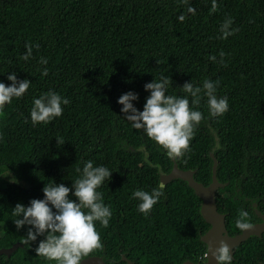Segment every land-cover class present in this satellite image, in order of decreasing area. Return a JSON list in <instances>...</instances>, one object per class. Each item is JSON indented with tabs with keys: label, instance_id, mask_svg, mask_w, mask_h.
Instances as JSON below:
<instances>
[{
	"label": "trees",
	"instance_id": "1",
	"mask_svg": "<svg viewBox=\"0 0 264 264\" xmlns=\"http://www.w3.org/2000/svg\"><path fill=\"white\" fill-rule=\"evenodd\" d=\"M229 17L238 30L222 39L220 25ZM26 42L38 45L27 61L21 59ZM10 72L31 83L22 97L0 107V249L21 243L26 234L12 221L17 202L43 198L42 187L51 180L70 186L76 168L91 160L113 171L98 189L112 215L106 227L96 222L102 246L88 257L105 264L203 261L200 236L209 226L199 213L201 200L185 182L166 184L148 215L130 198L137 188L158 186L172 158L120 116L116 101L135 91L139 100L133 103L142 110L148 95L143 85L161 74L171 78L172 95H184L178 87L185 81L218 82L216 94L227 97V111L210 116L202 98L203 118L189 150L173 159L180 170L195 171L204 186L211 181L210 155L216 159L223 184L216 206L230 236L242 231L234 223L240 210L251 224L261 221L256 213L264 215V0H215V7L213 0H0V81L6 85ZM48 90L70 103L60 117L33 126L32 99ZM42 238L1 255L0 264H54L36 256ZM232 264H264V233L234 248Z\"/></svg>",
	"mask_w": 264,
	"mask_h": 264
},
{
	"label": "clouds",
	"instance_id": "2",
	"mask_svg": "<svg viewBox=\"0 0 264 264\" xmlns=\"http://www.w3.org/2000/svg\"><path fill=\"white\" fill-rule=\"evenodd\" d=\"M215 7V0H213ZM188 12H194L189 6ZM184 15L178 19L183 21ZM232 19L226 18L220 25L221 38L231 36L238 29L231 28ZM33 47L25 43L26 51L21 59L27 61L32 56ZM223 63L224 52L219 53ZM215 61V56H209ZM40 64L46 65L47 58L41 57ZM158 63V61H157ZM44 67L41 75H47ZM5 84L0 81V107L11 103L13 98L22 97L31 81L27 78L18 79L15 72L7 74ZM217 83L204 79L202 84L194 86L193 82L185 81L178 87L184 95L168 94L171 78L161 74L143 85L148 93L142 110L134 105L139 100V94L129 90L117 98L120 105L119 112L133 129L143 130V134L159 145L170 157H179L189 150V141L194 135V128L203 118L198 106L204 98L210 116H220L228 109L227 97L216 94ZM191 97V101L189 100ZM70 103L69 99L59 93L48 90L39 97H33L29 118L35 126L37 123L47 124L63 113V106ZM57 143H60L56 138ZM78 175L71 181L70 186L55 183L53 180L42 187L43 198H33L27 205L17 202L11 208V216L17 231L26 229L22 245L31 248L32 242L39 240L34 251L36 256L42 257L54 264H81V261L96 249L101 248L102 242L96 230V222L107 226L112 212L103 201V194L98 191L101 185L111 179L112 170L102 164L94 165L93 161L83 162L77 167ZM71 197H75L72 199ZM163 185L152 187L150 191L137 188L131 193V199L137 201V211L148 215L152 207L163 197ZM239 230L252 227L249 214L240 210L234 221ZM216 264H232L229 246L220 241L219 246L212 250Z\"/></svg>",
	"mask_w": 264,
	"mask_h": 264
},
{
	"label": "water",
	"instance_id": "3",
	"mask_svg": "<svg viewBox=\"0 0 264 264\" xmlns=\"http://www.w3.org/2000/svg\"><path fill=\"white\" fill-rule=\"evenodd\" d=\"M210 157L212 159L211 181L207 186L194 179L195 171L180 170L173 158L171 159L172 168L170 172L162 174L159 177V185L162 184L163 187L172 180L185 182L194 195L201 200L199 213L204 222L209 226V229L200 236V241L205 245L206 249L203 261L196 263L185 261L182 264H216L212 256V250L219 246L220 241H224L229 246L232 255L233 249L241 243L246 242L250 237H261L262 233H264V215L257 212L256 214L261 220L260 222L252 224L250 229L242 230L239 234L233 236L228 234L225 216L217 211L216 206V193L220 188H223V184L216 177L217 161L212 155ZM23 247L24 245L21 243H15L10 248L0 249V255L12 254L17 248ZM126 262L127 264H131L129 261ZM81 264H105V262L101 257L91 256L84 258Z\"/></svg>",
	"mask_w": 264,
	"mask_h": 264
},
{
	"label": "flooded vegetation",
	"instance_id": "4",
	"mask_svg": "<svg viewBox=\"0 0 264 264\" xmlns=\"http://www.w3.org/2000/svg\"><path fill=\"white\" fill-rule=\"evenodd\" d=\"M3 179H4V176H1L0 184H3V185L5 186ZM1 189H3V188H0V190H1ZM1 234H2V232H1V230H0V235H1ZM0 256H1V255H0Z\"/></svg>",
	"mask_w": 264,
	"mask_h": 264
},
{
	"label": "rangeland",
	"instance_id": "5",
	"mask_svg": "<svg viewBox=\"0 0 264 264\" xmlns=\"http://www.w3.org/2000/svg\"><path fill=\"white\" fill-rule=\"evenodd\" d=\"M5 186L3 184H0V188H4Z\"/></svg>",
	"mask_w": 264,
	"mask_h": 264
}]
</instances>
